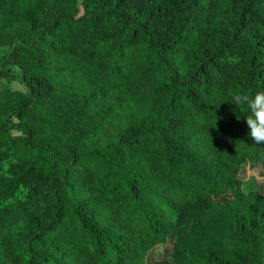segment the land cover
<instances>
[{
    "label": "trees",
    "instance_id": "trees-1",
    "mask_svg": "<svg viewBox=\"0 0 264 264\" xmlns=\"http://www.w3.org/2000/svg\"><path fill=\"white\" fill-rule=\"evenodd\" d=\"M258 90L264 0H0V264H264Z\"/></svg>",
    "mask_w": 264,
    "mask_h": 264
},
{
    "label": "clouds",
    "instance_id": "clouds-1",
    "mask_svg": "<svg viewBox=\"0 0 264 264\" xmlns=\"http://www.w3.org/2000/svg\"><path fill=\"white\" fill-rule=\"evenodd\" d=\"M233 104L247 107L248 115L244 120L248 136L255 144L264 145V90H258L253 94L237 93Z\"/></svg>",
    "mask_w": 264,
    "mask_h": 264
},
{
    "label": "rangeland",
    "instance_id": "rangeland-1",
    "mask_svg": "<svg viewBox=\"0 0 264 264\" xmlns=\"http://www.w3.org/2000/svg\"><path fill=\"white\" fill-rule=\"evenodd\" d=\"M9 84L11 86L16 85L12 81ZM237 176L240 178L244 189H258L264 193V171L260 165L244 162L241 164ZM152 257L153 255H150V258Z\"/></svg>",
    "mask_w": 264,
    "mask_h": 264
}]
</instances>
